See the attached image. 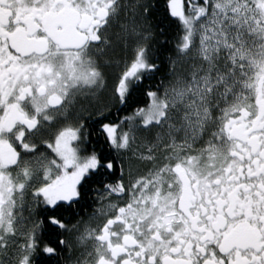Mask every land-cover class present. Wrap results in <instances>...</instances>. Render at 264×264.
Instances as JSON below:
<instances>
[{
    "label": "snow or ice",
    "instance_id": "snow-or-ice-1",
    "mask_svg": "<svg viewBox=\"0 0 264 264\" xmlns=\"http://www.w3.org/2000/svg\"><path fill=\"white\" fill-rule=\"evenodd\" d=\"M0 264H264V0H0Z\"/></svg>",
    "mask_w": 264,
    "mask_h": 264
}]
</instances>
